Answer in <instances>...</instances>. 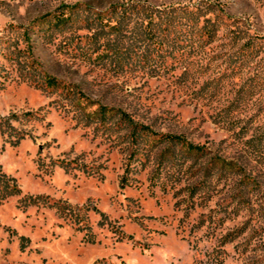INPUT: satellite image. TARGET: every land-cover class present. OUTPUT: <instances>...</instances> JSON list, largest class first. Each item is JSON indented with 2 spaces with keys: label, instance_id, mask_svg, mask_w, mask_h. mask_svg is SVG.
<instances>
[{
  "label": "rangeland",
  "instance_id": "1",
  "mask_svg": "<svg viewBox=\"0 0 264 264\" xmlns=\"http://www.w3.org/2000/svg\"><path fill=\"white\" fill-rule=\"evenodd\" d=\"M0 174V264H264V0H0Z\"/></svg>",
  "mask_w": 264,
  "mask_h": 264
},
{
  "label": "trees",
  "instance_id": "2",
  "mask_svg": "<svg viewBox=\"0 0 264 264\" xmlns=\"http://www.w3.org/2000/svg\"><path fill=\"white\" fill-rule=\"evenodd\" d=\"M212 5H209L208 8L202 9L200 7H192L187 8L184 7L183 9H175L171 8L169 12L166 11H154V13H150L147 15L149 21L147 22V31L150 37H154V42H156L157 46L162 47V40L157 38L158 31L164 33L173 28L178 27L180 29V24L185 26L184 30H181L179 33L186 31L187 33H191L194 37H198L199 41L203 42L204 44H209L211 41L217 37V33L219 31L220 21L219 19H211L208 17L210 13V8ZM72 17L70 13H58L54 15L53 22L55 26H62L66 25L68 22H71ZM154 19V21H153ZM182 21V23H181ZM220 22V23H219ZM154 23V29H151V26ZM171 28V29H170ZM170 29V30H169ZM250 39L244 43V48L253 50L255 45L253 44ZM47 88L50 89H57L56 81L54 78L45 75L42 81ZM101 115L103 118L106 117L107 110L102 109ZM26 116H32V113H26ZM121 120L128 122L131 124L133 128V133L136 134L138 131V125L133 124L132 121L126 117L124 114L121 117ZM13 130V129H12ZM141 130H148L145 127H142ZM11 134H15L13 130ZM18 134V133H17ZM162 140H167L169 142H179L184 144L186 149L192 151L195 147L193 145H189L186 143L182 137L175 136V135H161ZM21 138V137H20ZM23 138V137H22ZM19 191V188L16 185L10 184L9 181L4 177L3 174H0V199L5 198L10 195H15Z\"/></svg>",
  "mask_w": 264,
  "mask_h": 264
}]
</instances>
